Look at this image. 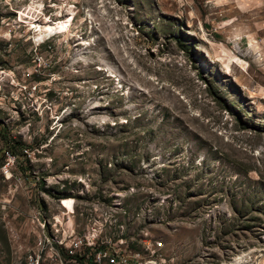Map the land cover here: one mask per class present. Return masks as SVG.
I'll list each match as a JSON object with an SVG mask.
<instances>
[{"label":"rangeland","instance_id":"obj_1","mask_svg":"<svg viewBox=\"0 0 264 264\" xmlns=\"http://www.w3.org/2000/svg\"><path fill=\"white\" fill-rule=\"evenodd\" d=\"M60 206L264 264V0H0V264Z\"/></svg>","mask_w":264,"mask_h":264},{"label":"built area","instance_id":"obj_2","mask_svg":"<svg viewBox=\"0 0 264 264\" xmlns=\"http://www.w3.org/2000/svg\"><path fill=\"white\" fill-rule=\"evenodd\" d=\"M95 199L109 202V196ZM60 208L54 222L60 241H51L46 235L39 210L32 215L36 240L30 264H168L164 244L151 234L134 230V235H126V228H132V223H121L123 213H130L126 208L115 218H108L106 212ZM40 238H47V245H40Z\"/></svg>","mask_w":264,"mask_h":264},{"label":"bare ground","instance_id":"obj_3","mask_svg":"<svg viewBox=\"0 0 264 264\" xmlns=\"http://www.w3.org/2000/svg\"><path fill=\"white\" fill-rule=\"evenodd\" d=\"M10 178V177H9ZM68 210H71V208L69 207V206H65ZM72 207V209H74L73 208V206H71ZM80 210V209H79ZM87 211V210H86ZM89 213V212H88ZM107 214H108V212H106ZM39 214H40V217L42 218V216H41V213L39 212ZM108 218H109V214H108ZM43 220H44V222H45V219L44 218H42ZM46 224H47V222H45ZM46 224H45V233H46ZM46 235H48L47 233H46ZM50 240H51V235H50ZM52 241V240H51Z\"/></svg>","mask_w":264,"mask_h":264}]
</instances>
